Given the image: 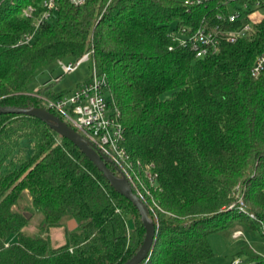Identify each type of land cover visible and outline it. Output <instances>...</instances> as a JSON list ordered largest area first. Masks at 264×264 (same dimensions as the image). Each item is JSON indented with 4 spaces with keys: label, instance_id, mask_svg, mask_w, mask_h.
<instances>
[{
    "label": "trees",
    "instance_id": "obj_1",
    "mask_svg": "<svg viewBox=\"0 0 264 264\" xmlns=\"http://www.w3.org/2000/svg\"><path fill=\"white\" fill-rule=\"evenodd\" d=\"M42 1L0 0V106L44 108V98L66 96L54 88L62 77L38 91L31 85L59 61L93 52L122 114L140 182L134 192L157 229L141 264H211V235L264 230V73L251 75L264 49V23L251 38L197 58L173 38L216 23L219 0L190 8L182 0L62 2L36 30L23 11ZM36 215L46 230L69 219L78 228L55 247L49 237L23 232ZM145 235L135 206L71 141L33 116L0 115V264H125ZM240 256V264H264L250 249Z\"/></svg>",
    "mask_w": 264,
    "mask_h": 264
},
{
    "label": "built area",
    "instance_id": "obj_2",
    "mask_svg": "<svg viewBox=\"0 0 264 264\" xmlns=\"http://www.w3.org/2000/svg\"><path fill=\"white\" fill-rule=\"evenodd\" d=\"M92 0H43L40 6L29 5L23 11V17L35 21L38 30L47 21H50L60 12L62 2L81 7ZM188 8L201 5L210 0H182ZM222 5L220 12L216 14V23L208 20L205 25L189 36H174L181 46L191 47L196 51L197 58H205L209 54H218L225 43L234 44L240 39L251 38L258 27L264 23V16L260 14L264 10V0H219ZM242 22L237 30H224L222 26L229 23ZM221 26V27H220ZM222 28V29H221ZM36 32L26 36L21 45L31 44ZM93 52H88L81 59L66 63L59 61L58 66L64 75L75 73L80 66L92 59ZM264 73V49L256 58L252 67V78L258 80ZM109 88L106 76L99 74L93 62L90 79L80 85L74 92L58 99H45V109L61 114L64 121L74 130L87 139L100 153L105 155L110 162L120 164L121 173L129 181L133 190L140 192L138 175L135 163L129 154L125 142V129L121 121L122 114L119 108L106 98ZM239 204L244 207L240 199ZM242 209V208H241ZM243 235L236 232L234 237ZM241 261L235 264H240Z\"/></svg>",
    "mask_w": 264,
    "mask_h": 264
},
{
    "label": "rangeland",
    "instance_id": "obj_3",
    "mask_svg": "<svg viewBox=\"0 0 264 264\" xmlns=\"http://www.w3.org/2000/svg\"><path fill=\"white\" fill-rule=\"evenodd\" d=\"M100 6L101 4H99V7ZM260 14L264 16V10H261ZM65 62L70 63L72 61L65 60ZM92 67L93 61L91 59L84 62L75 73L64 75L60 67L55 65L51 70L45 71L39 75L35 82L31 85V89L33 91H38L41 87H43L46 81L50 79L56 81L58 77H62L54 87L55 92L57 94H71L80 85L86 83L90 79ZM106 98H110L108 92L106 93ZM111 163L120 173L122 172L119 167L120 164H116L115 162ZM21 206H28V202L26 200L23 201ZM41 222L42 217L40 215H36L30 225L24 229L23 232L25 235L31 237H49L52 239V243L55 247H60L68 242V237L64 233L65 225L61 227L62 231H52L53 229L46 230L42 228ZM209 240L214 252L216 253V256L211 260V264H235L236 262L244 259V256H240V253L246 249L258 252L264 256V230L258 231L254 234L243 231V235L239 238L234 237V235L228 236L213 234L210 236ZM14 241H16V238H12L10 243H13ZM234 259L236 262H234Z\"/></svg>",
    "mask_w": 264,
    "mask_h": 264
},
{
    "label": "water",
    "instance_id": "obj_4",
    "mask_svg": "<svg viewBox=\"0 0 264 264\" xmlns=\"http://www.w3.org/2000/svg\"><path fill=\"white\" fill-rule=\"evenodd\" d=\"M5 114L29 115L44 121L61 137L71 141L88 159L94 163L98 170L101 171L105 178L110 182L113 188L135 206L145 227L146 235L140 250L125 264H141L145 260L149 259L153 252L157 233L156 226L151 221L149 208L137 196V194H135L129 181L126 177H124V175L121 174V177H118L109 169L107 163H110V160L96 150V148H94V146L87 139L69 126L65 121L61 120L54 113L43 107L27 109L22 107L0 106V115Z\"/></svg>",
    "mask_w": 264,
    "mask_h": 264
},
{
    "label": "crops",
    "instance_id": "obj_5",
    "mask_svg": "<svg viewBox=\"0 0 264 264\" xmlns=\"http://www.w3.org/2000/svg\"><path fill=\"white\" fill-rule=\"evenodd\" d=\"M77 228H78V224H77V222L74 220V219H69L67 222H66V224H65V231H64V233H65V235L67 236V234L69 233V232H74V231H76L77 230ZM62 231L61 230V228H57V229H53L52 231ZM53 234H54V232H53ZM51 241H52V239H51ZM65 245V244H64ZM63 246V245H62Z\"/></svg>",
    "mask_w": 264,
    "mask_h": 264
},
{
    "label": "bare ground",
    "instance_id": "obj_6",
    "mask_svg": "<svg viewBox=\"0 0 264 264\" xmlns=\"http://www.w3.org/2000/svg\"><path fill=\"white\" fill-rule=\"evenodd\" d=\"M53 113V112H52Z\"/></svg>",
    "mask_w": 264,
    "mask_h": 264
}]
</instances>
